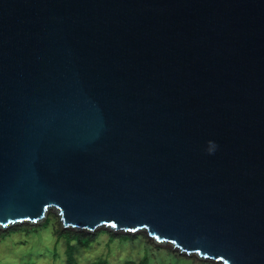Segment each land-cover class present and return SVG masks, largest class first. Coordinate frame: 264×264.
Returning a JSON list of instances; mask_svg holds the SVG:
<instances>
[{"label":"water","instance_id":"water-1","mask_svg":"<svg viewBox=\"0 0 264 264\" xmlns=\"http://www.w3.org/2000/svg\"><path fill=\"white\" fill-rule=\"evenodd\" d=\"M50 210L264 264V0H0V228Z\"/></svg>","mask_w":264,"mask_h":264},{"label":"rangeland","instance_id":"rangeland-1","mask_svg":"<svg viewBox=\"0 0 264 264\" xmlns=\"http://www.w3.org/2000/svg\"><path fill=\"white\" fill-rule=\"evenodd\" d=\"M67 230L98 237L94 242H71L59 234ZM100 260L110 264H221L181 253L172 244L149 237L146 231L125 233L99 228L90 233L66 229L56 210H50L38 223L0 228V264H95Z\"/></svg>","mask_w":264,"mask_h":264},{"label":"trees","instance_id":"trees-1","mask_svg":"<svg viewBox=\"0 0 264 264\" xmlns=\"http://www.w3.org/2000/svg\"><path fill=\"white\" fill-rule=\"evenodd\" d=\"M48 220V219H47ZM46 220V221H47ZM60 235H66V237L72 242L74 239H79V240H87V241H92L94 242V240L98 237V234H87L85 232H82V233H78V232H73V231H65V232H60L59 233ZM122 238H128V237H131V236H125V235H122L121 236ZM95 264H110L109 262L107 261H98L96 262ZM128 264H136L134 262H129ZM139 264H144V262L142 263H139Z\"/></svg>","mask_w":264,"mask_h":264},{"label":"bare ground","instance_id":"bare-ground-1","mask_svg":"<svg viewBox=\"0 0 264 264\" xmlns=\"http://www.w3.org/2000/svg\"><path fill=\"white\" fill-rule=\"evenodd\" d=\"M163 244H165V243H163ZM173 246V245H172Z\"/></svg>","mask_w":264,"mask_h":264}]
</instances>
